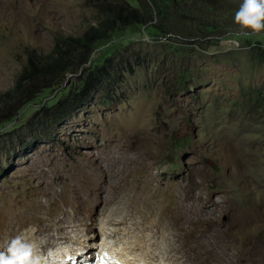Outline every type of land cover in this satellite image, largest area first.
Returning <instances> with one entry per match:
<instances>
[{
	"label": "rangeland",
	"instance_id": "obj_1",
	"mask_svg": "<svg viewBox=\"0 0 264 264\" xmlns=\"http://www.w3.org/2000/svg\"><path fill=\"white\" fill-rule=\"evenodd\" d=\"M94 1L0 0V93L17 80L29 54L45 55L62 45L60 38L80 35L94 25ZM240 2L216 1L207 19L219 26L207 36L184 16L188 20L167 33L148 24L123 27L122 36L110 42L111 49L129 41L133 45L107 53L113 56L110 67L116 75L90 101L58 123L44 119L40 108L68 94L69 86L61 82L41 88L12 119L0 120V229L6 224L12 235L16 216L27 218L16 237L34 242L47 264L50 254L59 252L55 257L61 258L76 248L66 237L52 238L53 245L40 247L29 230L49 208H77L70 183L77 181L80 189L81 177L92 174L86 165L90 163L111 178L125 174L131 182L146 180L152 190L165 194V200L168 193L187 196L192 209L198 207L197 193L209 195L224 207L214 206L213 223L222 227L219 237L231 245V258L236 264H264V32L251 36L238 31L233 16ZM101 55V48L94 49L88 62H97ZM66 79L72 83L74 73ZM144 153L142 165L129 171ZM40 178L49 181L54 204L36 184ZM150 194L137 183L115 189L103 208L112 207L118 220L106 226L111 230L110 248L120 250L133 236L145 240L147 235L160 250L168 240L173 244L170 235L164 241L160 230L151 236L142 229L145 221L137 209L146 213L153 207L158 211L150 212L156 214L161 207ZM102 211L94 249H83L81 264L96 260L102 241L98 221L106 212ZM122 217L125 224L120 223ZM240 224L242 229L232 228Z\"/></svg>",
	"mask_w": 264,
	"mask_h": 264
},
{
	"label": "bare ground",
	"instance_id": "obj_2",
	"mask_svg": "<svg viewBox=\"0 0 264 264\" xmlns=\"http://www.w3.org/2000/svg\"><path fill=\"white\" fill-rule=\"evenodd\" d=\"M145 157L146 153L142 154L141 160L136 159L134 161V167H130L128 170L131 171L136 167H140ZM86 165L90 169V171H88H92V174L86 173L81 177L83 186L80 187V189L82 190L78 189L79 187H77L75 184L77 181L75 183H70V186H72L74 191L73 195L77 208L75 210H67L66 208H63V206L58 208H49V211L46 212V214L44 213V215L30 227L29 236L34 239H38L40 242V247H44L50 242L51 243L49 245H51L52 238L61 239L65 237L67 239L69 238V240L71 239V241L77 245L75 246L76 248L73 247L74 249L70 252L66 251L68 253H65L64 250V255H61V258L55 257V255H57L59 252L57 254H50L49 257L53 256V258L48 257V260L51 259V262L48 264H81L78 258L83 255V249L87 250L86 253L90 252L91 249H94L91 244L94 243L96 239V223L98 220L97 216L100 214L103 208L110 203L112 198H114L115 189L117 187L122 185L132 186L134 183H137L138 187H143L148 189V191H151L150 195H155L152 198L160 202L159 206L161 205L159 212L156 214L155 212L158 210H154L155 208L153 209V207H150V209L155 211L154 214H151L150 209L148 212H146L147 208H145L146 213H143V211L137 209L139 213L138 216L141 218V220L145 221L143 223L144 225L142 229H147L151 236L154 234L156 235L160 230V234L165 235L164 241H167L166 235H170L173 244H171L170 240H168V244L165 242L166 248L160 250L158 244H155L154 241L149 239V235H147L145 240L133 236L134 238L128 242V246L124 245V247L120 248V250H117L116 247V250L110 248L107 239L111 238V230L106 228V226L109 227L118 223V220L115 219L116 217L114 218L112 215L113 208L111 207L107 208L105 210L106 212L103 210L105 215L101 221H98V225L100 226L99 232L102 236V241L100 242V248L97 249L98 254L96 260H94L93 257L88 264L96 262L98 263L99 259H101V262L104 264H236V261L231 258V245H229V243L226 241V243H223V239L219 237L222 227L216 226L213 223V220H215L213 215H216L217 213L216 212L213 214L214 206L218 205L221 210H223L224 207L222 208L219 202L216 200H209V195H201L197 193L194 196V200L196 201L197 199L199 201V203L198 201L195 203V205L198 203V207L192 209L191 206H187V203H189L186 201L187 196L178 197L179 195L177 196L173 193H168L169 197H167L168 199L165 200V194L159 192V189L152 190L150 182H147L146 180L139 181L136 179L134 180L136 182H131L129 179L124 177L125 174L123 177H116L115 175V178H111L112 176L110 177L109 175H106L104 170L100 169L99 171H95V168L90 163H86ZM112 168L114 167L112 166ZM116 172L118 173V171ZM187 183L189 184L190 181ZM36 184L42 186L46 190V195L52 196V203L54 204V196L52 195L54 193H50L48 189L49 181L44 178H40ZM118 189L116 191H118ZM60 193L61 192L57 193V195ZM235 197L236 195H232V198ZM228 200L232 199L228 198ZM164 201H166V203H164ZM153 203L155 204L156 202L154 201ZM253 216L254 214H251L252 218ZM16 218L19 221L15 222L14 224L12 223V235L10 230L6 228L5 224V227L0 229V236L5 235L7 237H12V239L16 237V234L20 228V222L27 220V218L23 216H16ZM120 223L125 224V217L121 218ZM68 227L71 228L70 231H66ZM232 228L235 230L242 229L243 226L240 224L233 226ZM42 231L47 232V235L43 236ZM79 233H81V236ZM37 235L39 237H37ZM8 243V239L0 237V251L5 250ZM125 246L127 247L125 248ZM97 250H95V252H97ZM57 256L59 257L60 255ZM75 257L77 258L74 259Z\"/></svg>",
	"mask_w": 264,
	"mask_h": 264
},
{
	"label": "trees",
	"instance_id": "obj_3",
	"mask_svg": "<svg viewBox=\"0 0 264 264\" xmlns=\"http://www.w3.org/2000/svg\"><path fill=\"white\" fill-rule=\"evenodd\" d=\"M132 1L135 6L127 0H95L94 8L98 16L94 25H90L80 35L60 38L63 46L56 44L45 55L39 57L29 54L28 62L17 80L0 93V120L12 119L19 106L32 101L41 88L61 82L69 86L68 94L52 106L40 108L44 119L58 123L90 101L93 94L107 88L110 77L116 75L110 67L113 56H106L107 53H117L119 47L133 45L129 41V45L120 44L111 49L110 42L122 36L123 33L119 31L123 27L148 24L156 32L167 33L169 27L173 30L178 27V23L192 19L190 22H194V29L202 32V36H207L219 26L208 20V11L217 0ZM96 48H101L102 55L100 59L97 58V62L89 63L90 54ZM68 73H74L72 83L66 79Z\"/></svg>",
	"mask_w": 264,
	"mask_h": 264
},
{
	"label": "clouds",
	"instance_id": "obj_4",
	"mask_svg": "<svg viewBox=\"0 0 264 264\" xmlns=\"http://www.w3.org/2000/svg\"><path fill=\"white\" fill-rule=\"evenodd\" d=\"M233 24L243 35L256 36L264 32V0H241L233 16ZM0 264H47V261L38 253L34 242L17 236L7 244L5 250L0 251ZM90 264L104 263L99 259L98 263Z\"/></svg>",
	"mask_w": 264,
	"mask_h": 264
}]
</instances>
